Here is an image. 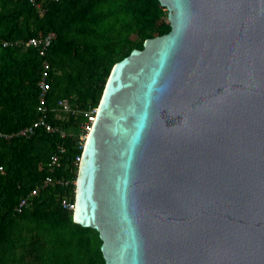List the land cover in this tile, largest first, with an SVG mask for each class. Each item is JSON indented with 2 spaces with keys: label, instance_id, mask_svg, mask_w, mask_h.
<instances>
[{
  "label": "water",
  "instance_id": "1",
  "mask_svg": "<svg viewBox=\"0 0 264 264\" xmlns=\"http://www.w3.org/2000/svg\"><path fill=\"white\" fill-rule=\"evenodd\" d=\"M170 29L117 61L73 221L106 264H264V0H158Z\"/></svg>",
  "mask_w": 264,
  "mask_h": 264
},
{
  "label": "trees",
  "instance_id": "2",
  "mask_svg": "<svg viewBox=\"0 0 264 264\" xmlns=\"http://www.w3.org/2000/svg\"><path fill=\"white\" fill-rule=\"evenodd\" d=\"M0 0V39L25 40L55 32L45 58L50 64L47 105L61 98L72 111L50 112L65 138L38 130L31 137L0 138V264H106L92 227L73 221L60 198L73 200L81 155L78 134L84 112L97 107L113 65L147 38L165 34L167 10L158 0ZM43 57L32 47L0 45V131H15L38 117V81ZM58 146L61 167L51 173L67 185L41 188L47 163ZM39 187L31 203L19 199Z\"/></svg>",
  "mask_w": 264,
  "mask_h": 264
},
{
  "label": "built area",
  "instance_id": "3",
  "mask_svg": "<svg viewBox=\"0 0 264 264\" xmlns=\"http://www.w3.org/2000/svg\"><path fill=\"white\" fill-rule=\"evenodd\" d=\"M28 1L34 5V7L37 9L40 15L44 14L45 11L42 8L39 1L37 0H28ZM54 38H55V32L49 31L44 36H30L25 40L19 39V40L9 41V40L0 39V45L2 47H9V46L32 47L38 52V54L41 57H43L41 63L42 68H41L40 79L38 81L39 98L36 107L38 117L30 124H27L15 131H10V132L0 131V138H3L5 140H10L18 137H31L38 130H42L49 134L57 135L60 138H65L67 136V132L63 128L51 123L48 118V114L50 112H54L58 114L62 112L72 111V108L68 100L65 98L58 99L55 105H53L52 107H49L46 101V96L49 90L47 78L50 69V64L45 58V56ZM96 111H97V107H94L84 112L85 118L79 125L80 132L78 134L79 144L81 149H83L85 140L91 129ZM63 153H64V148L62 146H58V149L50 155L47 163V169L49 174L45 176V178L43 179L41 183V188H45L48 186H55V185L64 186L68 184V181L63 179L62 177H53L51 175V173H55L61 167V154ZM80 158L81 155L76 157L77 164H79ZM3 171H4L3 167L0 163V172ZM73 184H76V179H74ZM39 189H40L39 187L32 188L27 194L21 197L18 203L14 206V211L20 212L23 208L27 207L31 203L35 195H37ZM74 201H75L74 196H73V200L69 199L67 196H63L60 198V204L62 208L70 210L72 212L74 210Z\"/></svg>",
  "mask_w": 264,
  "mask_h": 264
}]
</instances>
